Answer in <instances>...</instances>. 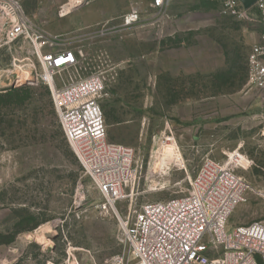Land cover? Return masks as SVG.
Returning <instances> with one entry per match:
<instances>
[{
    "label": "rangeland",
    "instance_id": "374dc122",
    "mask_svg": "<svg viewBox=\"0 0 264 264\" xmlns=\"http://www.w3.org/2000/svg\"><path fill=\"white\" fill-rule=\"evenodd\" d=\"M64 1L19 0L34 26L80 52L81 75L105 76L106 139L134 150L132 209L185 195L205 157L238 154L249 188L227 230L264 220V90L247 75L260 25L219 14L211 0H166L162 12L137 0L147 9L131 28L120 16L65 23ZM14 48L25 55L30 44ZM10 58L0 49V69ZM100 200L62 135L48 87L16 81L0 93V264H105L120 246L117 220L100 213ZM128 201L117 203L121 214ZM43 227L44 241L35 237Z\"/></svg>",
    "mask_w": 264,
    "mask_h": 264
},
{
    "label": "built area",
    "instance_id": "2783aa9c",
    "mask_svg": "<svg viewBox=\"0 0 264 264\" xmlns=\"http://www.w3.org/2000/svg\"><path fill=\"white\" fill-rule=\"evenodd\" d=\"M90 1L65 0L58 16ZM211 1L218 3L223 16L260 25L258 41L247 55V75L252 87L264 90V0H255L246 9L239 0ZM165 2L151 0L149 7L162 12ZM142 8L134 3L120 16V25H137L145 11ZM22 41L30 44L25 55L20 48L12 50ZM63 46L59 35L34 26L19 0H0V49L11 55L9 64L0 69V92L16 81L41 82L48 87L62 135L101 196L98 210L117 220L115 239L120 251L105 264H264V220L227 230L230 214L249 188L236 171L243 167L241 155L227 160L205 157L185 195L144 202L132 209L137 177L134 150L106 139L99 102L105 76L100 71L81 75L80 52ZM126 198V211L121 214L117 203Z\"/></svg>",
    "mask_w": 264,
    "mask_h": 264
},
{
    "label": "crops",
    "instance_id": "0c3cea01",
    "mask_svg": "<svg viewBox=\"0 0 264 264\" xmlns=\"http://www.w3.org/2000/svg\"><path fill=\"white\" fill-rule=\"evenodd\" d=\"M136 2L137 0H91L87 5L81 6L63 16L65 18H63L61 21H64L65 23H71L74 20L80 19V21L82 20L83 23L86 24L92 21L109 20V18L121 16L123 13L127 12ZM142 9L146 10L147 8L143 7ZM164 15L168 17V13H165ZM165 16L164 18L160 17L158 20L162 21L163 23H170L171 19H167ZM174 20L175 18H173L172 21Z\"/></svg>",
    "mask_w": 264,
    "mask_h": 264
},
{
    "label": "bare ground",
    "instance_id": "6f19581e",
    "mask_svg": "<svg viewBox=\"0 0 264 264\" xmlns=\"http://www.w3.org/2000/svg\"><path fill=\"white\" fill-rule=\"evenodd\" d=\"M71 5H73V2H71L69 5H67L66 7H64V10H67V9H69V6H71ZM170 146H172V145H170ZM47 229V227H43V228H40V230L42 231L41 233H38L37 231H36V234H35V237L38 239V240H42V241H44V237H43V232L45 231ZM27 237H29V236H27ZM46 241V240H45ZM48 241V240H47ZM46 241V242H47ZM69 264H78L77 263V261L76 260H71V261H69Z\"/></svg>",
    "mask_w": 264,
    "mask_h": 264
},
{
    "label": "water",
    "instance_id": "95a60500",
    "mask_svg": "<svg viewBox=\"0 0 264 264\" xmlns=\"http://www.w3.org/2000/svg\"><path fill=\"white\" fill-rule=\"evenodd\" d=\"M242 4V6L246 9L249 8L255 0H239Z\"/></svg>",
    "mask_w": 264,
    "mask_h": 264
},
{
    "label": "trees",
    "instance_id": "16d2710c",
    "mask_svg": "<svg viewBox=\"0 0 264 264\" xmlns=\"http://www.w3.org/2000/svg\"><path fill=\"white\" fill-rule=\"evenodd\" d=\"M11 89V87L10 88H8L5 92H7L8 90H10ZM5 92H0V93H5Z\"/></svg>",
    "mask_w": 264,
    "mask_h": 264
}]
</instances>
